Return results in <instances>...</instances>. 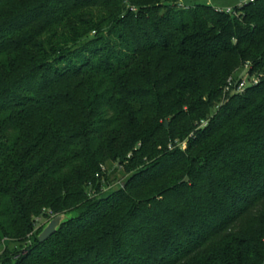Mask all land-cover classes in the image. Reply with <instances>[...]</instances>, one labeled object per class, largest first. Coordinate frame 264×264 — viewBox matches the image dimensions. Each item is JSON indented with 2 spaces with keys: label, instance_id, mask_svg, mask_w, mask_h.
<instances>
[{
  "label": "trees",
  "instance_id": "obj_1",
  "mask_svg": "<svg viewBox=\"0 0 264 264\" xmlns=\"http://www.w3.org/2000/svg\"><path fill=\"white\" fill-rule=\"evenodd\" d=\"M183 2L0 0V264H264V0Z\"/></svg>",
  "mask_w": 264,
  "mask_h": 264
},
{
  "label": "rangeland",
  "instance_id": "obj_2",
  "mask_svg": "<svg viewBox=\"0 0 264 264\" xmlns=\"http://www.w3.org/2000/svg\"><path fill=\"white\" fill-rule=\"evenodd\" d=\"M245 3H249V0H184L182 4L185 6L184 8L186 9H184L183 7L182 9L192 10L196 5H203V6H210L218 10L226 11L228 9L236 10ZM102 12L104 11L102 10ZM245 76L246 75L244 73L243 77ZM244 81L246 83V86H249L251 83H254V84L258 83V80L254 77L250 79L244 78ZM183 146L185 147L186 143H184L182 147ZM128 156H131V154ZM124 167L119 166L117 162H112L111 164L106 166L104 171H108L107 172L108 177L102 179V186H101L100 192L97 193L95 197L108 196L112 194L113 192L120 190L123 187L124 182H126L127 179L132 174H135L138 171V170L136 172L128 171L127 168H124ZM50 220L51 219L49 220L40 219L36 224V229L34 233H37L41 230L39 233L40 235ZM30 243H31L30 240H28V242H15V241H11V240L3 238L0 241V255L2 254L3 248L5 247H8L11 251H13L14 253H17V255H27L28 246L31 245Z\"/></svg>",
  "mask_w": 264,
  "mask_h": 264
},
{
  "label": "water",
  "instance_id": "obj_3",
  "mask_svg": "<svg viewBox=\"0 0 264 264\" xmlns=\"http://www.w3.org/2000/svg\"><path fill=\"white\" fill-rule=\"evenodd\" d=\"M167 126V124H166ZM76 217V213L72 214H61L49 221L47 226L43 229L41 234L39 235V240L41 242H46L49 240L53 235L59 232L60 228L69 223L72 219Z\"/></svg>",
  "mask_w": 264,
  "mask_h": 264
},
{
  "label": "built area",
  "instance_id": "obj_4",
  "mask_svg": "<svg viewBox=\"0 0 264 264\" xmlns=\"http://www.w3.org/2000/svg\"><path fill=\"white\" fill-rule=\"evenodd\" d=\"M249 2L253 3L255 2V0H249ZM226 13L228 14H232V15H235V16H238L239 14L237 13V11L235 10H232V9H228L225 11ZM230 86V85H229ZM246 87V83L245 81L243 80L240 84H239V87H238V90L242 91L243 89H245Z\"/></svg>",
  "mask_w": 264,
  "mask_h": 264
}]
</instances>
